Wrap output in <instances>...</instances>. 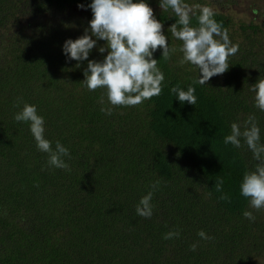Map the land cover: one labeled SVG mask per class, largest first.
<instances>
[{
  "label": "trees",
  "instance_id": "obj_1",
  "mask_svg": "<svg viewBox=\"0 0 264 264\" xmlns=\"http://www.w3.org/2000/svg\"><path fill=\"white\" fill-rule=\"evenodd\" d=\"M187 2L207 3L238 44L227 70L193 84L196 104L180 103L169 89L185 87L195 70L179 63V51L160 56L158 46L160 94L106 115L102 89L80 81L86 60L77 67L61 52L87 26L90 9L77 7L87 0H0V264H264V208L250 209V222L238 190L251 153L223 142L229 122L249 113L264 141V112L248 91L264 75V0L250 1L251 18L231 11L237 0ZM148 3L166 32L175 18ZM102 55L94 46L88 58ZM23 102L44 116V135L69 148V170L50 168L27 123L12 119ZM217 177L230 199L217 198ZM157 180L152 215H137ZM177 228L178 237L162 238Z\"/></svg>",
  "mask_w": 264,
  "mask_h": 264
},
{
  "label": "clouds",
  "instance_id": "obj_2",
  "mask_svg": "<svg viewBox=\"0 0 264 264\" xmlns=\"http://www.w3.org/2000/svg\"><path fill=\"white\" fill-rule=\"evenodd\" d=\"M161 11H170L174 21L162 30V21L153 14L148 0H87L77 7H86L91 11L87 26L75 38L67 37L61 44V52L66 60H74L77 67L86 60L83 69L82 85L89 91L102 89L99 98L100 111L106 115L112 112V106H131L141 103L161 92L164 74L153 56L157 47L160 56L168 59L179 51V63L189 64L195 70V76L185 87L173 86L169 89L180 103L196 104L193 84H206L209 77L221 74L229 67L228 58L236 53L238 44L232 42L227 30L215 19V12L207 3H192L187 0H157ZM195 18V23L191 22ZM65 26H68L67 24ZM171 37L179 40V45L169 44ZM167 38V42H166ZM103 43L98 44L97 41ZM95 46L100 59L88 58ZM259 77V78H258ZM248 84L253 107L264 112V75ZM106 97L107 106L104 104ZM12 119L26 122L38 151L46 154V164L50 168L69 170L67 160L69 148L59 139L50 140L44 135L45 118L37 111V106L23 102L12 114ZM230 131L223 136L225 144L239 149L246 146L251 153V167L243 171L238 190L247 198L248 207L241 215L250 222L255 220L250 209L264 208V141L261 140V127L257 117L249 113L243 120L229 122ZM159 180L153 181L148 190L135 204V213L150 217L153 211L151 198ZM223 179L217 177L215 189L218 199H230L222 191ZM180 235L179 229H169L162 233L163 239ZM196 235L202 240L213 239L204 229H198ZM195 249L196 243L189 245Z\"/></svg>",
  "mask_w": 264,
  "mask_h": 264
},
{
  "label": "rangeland",
  "instance_id": "obj_3",
  "mask_svg": "<svg viewBox=\"0 0 264 264\" xmlns=\"http://www.w3.org/2000/svg\"><path fill=\"white\" fill-rule=\"evenodd\" d=\"M237 5H233L231 11L236 15L237 18H251L253 15L248 12L249 3L251 0H237Z\"/></svg>",
  "mask_w": 264,
  "mask_h": 264
}]
</instances>
